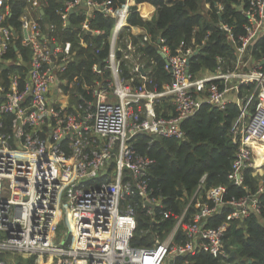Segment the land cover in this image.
<instances>
[{"label":"built area","instance_id":"obj_1","mask_svg":"<svg viewBox=\"0 0 264 264\" xmlns=\"http://www.w3.org/2000/svg\"><path fill=\"white\" fill-rule=\"evenodd\" d=\"M4 1L0 264H194L191 258L199 254L215 264H231L224 250L229 226L240 228L250 216L264 215V177L254 192L242 183L246 169L264 164V0L235 5L244 19L243 34L234 35L232 27L219 23L233 55L227 65L226 58L217 57L213 72H190L194 49L180 42L171 54L159 39L163 44L157 51L165 55L163 70L170 75L160 91L147 88L153 61L147 63L142 47L150 36L128 22L134 12L142 19L150 16L140 10L143 4L132 10L110 0L66 3V12L84 6L86 19L76 38L80 46L86 47L84 32L100 33L87 22L94 12L113 21L107 58L91 66V82L78 83L77 76L69 81L64 75L75 55L71 41L45 37L54 25L44 27L27 12L20 16L18 35L29 58L6 56L11 47L16 51L17 32L14 37L4 23ZM61 17L66 25L67 14ZM10 67L5 79L1 71ZM163 100L174 114L155 116L154 107ZM204 103L219 110L229 103L238 108L230 129L238 146L227 179L246 194L225 196L222 184L204 189V174L190 194L179 198L182 204L174 213L150 185L153 160L134 148V138L182 141V122ZM224 209L221 223L209 225ZM139 216L147 225L136 235ZM135 238L143 245H131Z\"/></svg>","mask_w":264,"mask_h":264},{"label":"trees","instance_id":"obj_2","mask_svg":"<svg viewBox=\"0 0 264 264\" xmlns=\"http://www.w3.org/2000/svg\"><path fill=\"white\" fill-rule=\"evenodd\" d=\"M28 0H5L2 10L7 9L5 24L17 32V37L12 39L13 47L6 56L14 57L15 53L21 55L24 61L29 58L27 49L20 46L19 29L20 16ZM73 0H39L42 13L39 15V23L42 26L54 25V32H46L48 37L56 40H68L72 43V51L75 52L73 60L65 76L72 80L77 76V82L82 79L91 82L95 75L91 66L95 63H103L107 58L110 35L113 21L104 17L99 12H94L87 18L90 29L99 30V34L84 32L83 37L86 47L76 42L81 23L86 19L83 4L79 5L70 14L66 12V3ZM101 1V0H96ZM113 6L123 3L128 4L132 10L137 5L147 2L155 7L153 18L143 21L136 12L132 13L128 22L131 25L143 27L150 36L151 41L146 42L142 47L147 63L153 61L151 71V84L147 85L149 90L155 88L160 91L162 84L170 82V75L163 70L164 61L158 54L157 49L163 44L158 42L164 40L171 54L180 42L185 47H191L196 53L189 58V71L213 72L217 66V57H224V65L230 62L233 49L228 43L227 34L219 28V23L226 24L233 28L234 35L243 34L242 25L244 19L236 9L235 5L240 0H110ZM208 5V8L205 7ZM217 5L222 7L219 14L216 12ZM67 14L66 25L61 15ZM141 37V36H140ZM140 37H134L137 40ZM133 38V36H131ZM13 67L1 71L7 79L8 72ZM127 72L123 75L127 76ZM221 87V86H220ZM69 87L64 90L68 92ZM167 103L159 102L155 106L157 115L168 116L163 112ZM167 109L173 107L168 103ZM238 115V108L235 104L229 103L223 110L209 104H202L200 109L192 117L185 119L181 127L185 132V139L151 138L145 135H138L134 138V148L144 156L153 160L149 170V182L157 194L162 197V203L177 213L181 207L179 198L190 194L197 186L202 175L205 174L204 189L210 186L222 184L226 186L225 196H241L246 191L230 183L227 175L231 169V162L237 150V135L230 132L231 126ZM264 177V171L248 168L244 171L242 183L249 191L254 192L256 180ZM264 201V195L262 196ZM227 209L222 210L213 218L209 225L216 226L221 223ZM141 227L142 216H139ZM170 222V221H169ZM168 222V223H169ZM244 226L236 228L235 223L231 224L225 234V244L233 247L234 257H230L231 264H264V215H252L243 222ZM131 245H143L136 238ZM194 264H215L216 260L207 254H199L191 258Z\"/></svg>","mask_w":264,"mask_h":264},{"label":"crops","instance_id":"obj_3","mask_svg":"<svg viewBox=\"0 0 264 264\" xmlns=\"http://www.w3.org/2000/svg\"><path fill=\"white\" fill-rule=\"evenodd\" d=\"M141 4H143V5H141L140 6V10L143 12V13H145V14H147V15H149L151 12V14H150V16H148L146 19H142L140 16H139V14H138V16L143 20V21H146V20H151L152 18H153V16H154V12H155V10H153V8L155 9V7L153 6V5H151V4H149V3H147V2H143V3H141ZM41 2H39V0H28L27 1V3H26V5H25V7H24V9H23V11H22V14L23 13H25V12H27V13H29V15L31 16V17H33V18H38L39 19V15H38V11H39V13L41 14L42 13V11H41V9H39L40 7H41ZM205 7L206 8H208V5H205ZM221 9H222V7L220 6V5H217V7H216V12L219 14V12L221 11ZM1 10H2V8H1ZM5 10V9H4ZM151 17V18H150ZM148 18H150V19H148ZM134 26H136V25H134ZM139 28H140V26H139ZM141 28H143V27H141ZM144 29V28H143ZM48 35H45V37H47ZM138 37H140V36H138ZM134 84H136V85H139L140 84V82H139V80L137 79V78H134ZM163 85V84H162ZM161 89H162V86H161ZM162 103H169L168 101H166V100H163V101H161ZM166 104V105H167ZM166 105H165V109L163 110V112H166L167 113V115H171L172 114V110H170V109H167L166 108ZM171 105V104H170ZM154 114H155V116H162L161 114H159V115H157V113L155 112V107H154ZM258 168H260L262 171H264V164H262V165H259L258 166ZM259 179V178H258ZM257 179V180H258ZM257 180H256V182H257Z\"/></svg>","mask_w":264,"mask_h":264},{"label":"water","instance_id":"obj_4","mask_svg":"<svg viewBox=\"0 0 264 264\" xmlns=\"http://www.w3.org/2000/svg\"><path fill=\"white\" fill-rule=\"evenodd\" d=\"M69 13L71 14L72 11L70 10ZM10 30H11L12 35L15 37V36H16V31H15L13 28H11V27H10ZM53 47H54V44L51 43V44H50V52H51V53H52ZM158 54L160 55V57H161V58L163 59V61L165 62V61H166V60H165V55H164L162 52H160V51H158ZM51 58L53 59V56H51ZM224 250H225V252H227L230 256H234V252H233V251H230V250L228 249L227 246L224 247Z\"/></svg>","mask_w":264,"mask_h":264},{"label":"rangeland","instance_id":"obj_5","mask_svg":"<svg viewBox=\"0 0 264 264\" xmlns=\"http://www.w3.org/2000/svg\"><path fill=\"white\" fill-rule=\"evenodd\" d=\"M255 169H256V170H261L260 168H258V166L255 167ZM230 247H231V250L233 251V250H234L233 247H232V246H230Z\"/></svg>","mask_w":264,"mask_h":264},{"label":"bare ground","instance_id":"obj_6","mask_svg":"<svg viewBox=\"0 0 264 264\" xmlns=\"http://www.w3.org/2000/svg\"><path fill=\"white\" fill-rule=\"evenodd\" d=\"M259 166V165H256V167Z\"/></svg>","mask_w":264,"mask_h":264},{"label":"flooded vegetation","instance_id":"obj_7","mask_svg":"<svg viewBox=\"0 0 264 264\" xmlns=\"http://www.w3.org/2000/svg\"><path fill=\"white\" fill-rule=\"evenodd\" d=\"M235 256V255H234ZM234 256H232V257H234Z\"/></svg>","mask_w":264,"mask_h":264}]
</instances>
